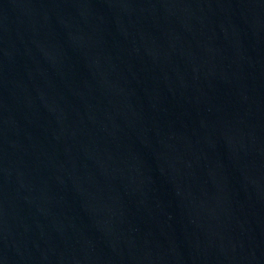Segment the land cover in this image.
I'll use <instances>...</instances> for the list:
<instances>
[{"label": "water", "instance_id": "water-1", "mask_svg": "<svg viewBox=\"0 0 264 264\" xmlns=\"http://www.w3.org/2000/svg\"><path fill=\"white\" fill-rule=\"evenodd\" d=\"M0 264H264V0H0Z\"/></svg>", "mask_w": 264, "mask_h": 264}]
</instances>
